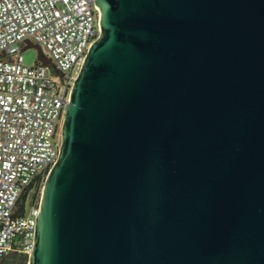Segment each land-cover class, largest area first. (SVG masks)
Returning a JSON list of instances; mask_svg holds the SVG:
<instances>
[{
  "label": "water",
  "instance_id": "95a60500",
  "mask_svg": "<svg viewBox=\"0 0 264 264\" xmlns=\"http://www.w3.org/2000/svg\"><path fill=\"white\" fill-rule=\"evenodd\" d=\"M95 1L29 264H264V0Z\"/></svg>",
  "mask_w": 264,
  "mask_h": 264
},
{
  "label": "built area",
  "instance_id": "2783aa9c",
  "mask_svg": "<svg viewBox=\"0 0 264 264\" xmlns=\"http://www.w3.org/2000/svg\"><path fill=\"white\" fill-rule=\"evenodd\" d=\"M100 33L95 0H0V264L14 249L33 251L64 112ZM27 40L48 51L53 66L25 63Z\"/></svg>",
  "mask_w": 264,
  "mask_h": 264
},
{
  "label": "trees",
  "instance_id": "16d2710c",
  "mask_svg": "<svg viewBox=\"0 0 264 264\" xmlns=\"http://www.w3.org/2000/svg\"><path fill=\"white\" fill-rule=\"evenodd\" d=\"M3 261L6 264H28V254L22 253L16 249L12 250Z\"/></svg>",
  "mask_w": 264,
  "mask_h": 264
},
{
  "label": "rangeland",
  "instance_id": "374dc122",
  "mask_svg": "<svg viewBox=\"0 0 264 264\" xmlns=\"http://www.w3.org/2000/svg\"><path fill=\"white\" fill-rule=\"evenodd\" d=\"M45 53L48 55V51H45ZM24 54V60L25 63L32 65L38 60V50L35 47H27L25 45V50L23 52ZM29 264V261H28Z\"/></svg>",
  "mask_w": 264,
  "mask_h": 264
},
{
  "label": "flooded vegetation",
  "instance_id": "af4514ba",
  "mask_svg": "<svg viewBox=\"0 0 264 264\" xmlns=\"http://www.w3.org/2000/svg\"><path fill=\"white\" fill-rule=\"evenodd\" d=\"M59 77H62V73L59 74ZM1 264H6V263L4 261H2Z\"/></svg>",
  "mask_w": 264,
  "mask_h": 264
}]
</instances>
